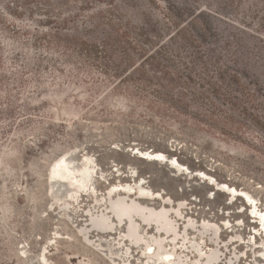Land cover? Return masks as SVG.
Wrapping results in <instances>:
<instances>
[{"label": "rangeland", "instance_id": "obj_1", "mask_svg": "<svg viewBox=\"0 0 264 264\" xmlns=\"http://www.w3.org/2000/svg\"><path fill=\"white\" fill-rule=\"evenodd\" d=\"M170 1L207 6L216 39L227 38L242 51L264 89V0ZM120 4L135 23L144 16L159 18L163 11L162 0L159 7L148 0ZM0 7V264H264L258 218L264 216V173L242 169L240 163L248 161L239 152L229 157L203 149L201 139L187 142L177 130L169 132V123L151 121L138 105H131L132 111L119 104L116 93L102 96L107 85L92 89L82 68L77 74L67 68L78 60L68 57L65 47L36 39L31 27L17 30L30 18L27 10L18 16L21 21ZM166 142L176 150L168 152ZM137 147L173 156L181 171L202 170L226 181L215 177V169L252 196L256 218L241 198L166 163L146 161L134 152ZM64 153L75 169L85 155L93 165L88 194L76 193L77 201L69 199L67 183L48 181L50 164ZM118 183L132 187L129 199L155 209L165 206L172 229L135 215L141 238L133 241L127 219L118 221L108 210L109 197L116 194L108 191ZM140 185L155 196L139 198ZM103 211L112 222L107 230L90 221ZM160 251L169 253L167 259H156Z\"/></svg>", "mask_w": 264, "mask_h": 264}, {"label": "trees", "instance_id": "obj_2", "mask_svg": "<svg viewBox=\"0 0 264 264\" xmlns=\"http://www.w3.org/2000/svg\"><path fill=\"white\" fill-rule=\"evenodd\" d=\"M148 1L161 6V0ZM162 2L161 17L144 16L136 23L120 3L136 6L137 0H0V6L16 18L27 10L30 18L19 17L27 23L17 30L31 27L36 39L65 47L67 56L78 60L67 68L76 74L82 68L92 89L107 85L102 96L116 93L119 104L132 111L131 105H138L151 121L169 123V132L177 130L187 142L201 139L203 149L229 157L239 152L248 161L240 163L242 169L264 173L259 79L232 41L216 39L207 6ZM102 78L104 83L97 81ZM167 146L168 152L176 150ZM200 165L205 167L202 159Z\"/></svg>", "mask_w": 264, "mask_h": 264}, {"label": "bare ground", "instance_id": "obj_3", "mask_svg": "<svg viewBox=\"0 0 264 264\" xmlns=\"http://www.w3.org/2000/svg\"><path fill=\"white\" fill-rule=\"evenodd\" d=\"M139 153V154H138ZM138 155H146V157L140 156L142 159H145L146 161H155L157 163H166L167 166L172 168L175 172H182L183 174L185 172H188L190 175L191 173L186 168L185 171H181V165H179L178 161L173 157H166L165 154L161 151H143L138 150ZM66 153L58 156L56 159L52 161L49 167V173H48V181L51 184L54 183H67L71 189V192L68 194L69 199L77 201V197L75 196L76 193H80V195H85L87 193V186L92 183L93 177L91 175V169L93 167L92 164H88V156L85 155L81 159V165L77 167L76 169L71 167L68 163L67 158L65 157ZM168 159V161H167ZM91 163V162H90ZM196 177L199 179H204L208 185L213 186L215 188V185H218L219 183H216L213 178L203 171L196 170L195 171ZM201 176H199V174ZM192 176V175H191ZM211 178L213 181L210 183L207 178ZM222 189H217L223 193H225L227 196L231 197H239L243 200L244 203L248 205L249 208H251L252 214H258L256 210V202L252 198V196L245 191L244 189L237 190L236 188H232L229 190L227 186L223 185ZM132 189V187L128 184L126 186L118 183L113 185L108 193L111 194V192H115L114 197H109V204L108 207L110 212L114 215L116 220L120 221L122 218L127 219V233L130 235V238H132L133 241H138L140 237V233L138 232L136 223L133 221V216H138L141 218L142 221L149 223V222H155L159 225V227L163 228L166 231H169L172 229L171 222L168 217V209L165 206H160L159 208L155 209L152 207H148L144 204H141L140 202L135 201L133 198L129 199L127 198L128 190ZM216 189V188H215ZM125 193V194H124ZM136 194L139 198H152L154 195V192L152 190H149L145 188L144 186L140 185L138 186L136 190ZM156 195H160L158 192ZM96 212V211H95ZM249 215V214H248ZM256 215L253 216L256 218ZM91 216V215H90ZM260 217V226L264 231V216L261 214L258 216ZM90 221L93 227L99 230H107L112 227V222L110 220V217L108 214H106L104 211L99 212L97 214H94L90 217ZM258 225V224H257ZM205 227V225H203ZM261 231V233H262ZM260 233V234H261ZM43 254V253H42ZM217 253L213 254V257L216 256ZM169 253L165 251L156 252V259L164 258L167 259ZM262 255H264V252L262 251ZM212 258V257H211ZM168 261V260H166Z\"/></svg>", "mask_w": 264, "mask_h": 264}, {"label": "water", "instance_id": "obj_4", "mask_svg": "<svg viewBox=\"0 0 264 264\" xmlns=\"http://www.w3.org/2000/svg\"><path fill=\"white\" fill-rule=\"evenodd\" d=\"M138 150H140L138 147L135 149V153L137 154L138 153ZM152 150H154V149H152V148H146L145 150H143V151H146V152H149V151H152ZM154 151H157V150H154ZM139 154V153H138ZM165 154V153H164ZM139 156H143V157H146V155H139ZM165 156H166V154H165ZM167 161H168V159H167ZM169 162V161H168ZM196 170H190V173L191 174H193L194 176H196V172H195ZM200 171H202V170H200ZM199 174V173H198ZM199 176H201L200 174H199ZM213 178V180L216 182V183H219L218 185H215L214 187L216 188V190L219 188V189H221V190H225V189H222L223 187V185H225V186H227V187H229L228 189L229 190H231L233 187L234 188H236L237 190H239L241 187H237V186H234V185H232V184H230L228 181H217L214 177H212ZM210 183L213 181L211 178H208L207 179ZM242 189V188H241Z\"/></svg>", "mask_w": 264, "mask_h": 264}]
</instances>
